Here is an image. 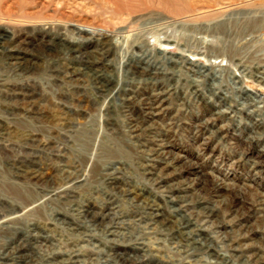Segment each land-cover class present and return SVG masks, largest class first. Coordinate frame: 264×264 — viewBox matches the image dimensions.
<instances>
[{
  "label": "rangeland",
  "instance_id": "rangeland-1",
  "mask_svg": "<svg viewBox=\"0 0 264 264\" xmlns=\"http://www.w3.org/2000/svg\"><path fill=\"white\" fill-rule=\"evenodd\" d=\"M120 1L124 2L0 0V32L6 34L7 47L24 49L20 67L9 65L7 58L0 56V219L9 215L4 205L11 208L13 216L8 228L0 225V264H5V246L15 244L20 234L30 228L48 234L44 249L55 247L51 242L60 249H69L74 244L88 257L83 258L82 264H108L100 258L102 251L91 249L92 243L98 242L96 239L77 235L85 228L78 223L74 210L85 205L104 208L106 199L113 195L104 184L108 165L105 161L112 156L123 166L118 181L122 180L123 187L134 186L137 169L132 163L138 162L137 153L123 135L125 119L119 116L120 110L113 115L120 131L110 129L105 122L112 116V110L97 89L91 72L85 70L77 77L67 74L68 66L82 64L73 58L75 53L90 57L93 64V51L100 57L102 46L112 37V29L121 24L129 27L132 34L127 40L129 48L140 46L141 52L168 72L157 81L143 78L136 83L139 99L151 97L157 87L168 89L175 78L181 85L187 80L184 68L177 75L166 69L169 58H190L196 64L208 65L211 71L220 74L216 82L221 93L229 96H234L230 78L236 77L240 67L253 72L264 66V18L260 16L264 15V0L253 4L250 10L241 6L225 9L215 0H177L173 4L170 0H125L137 8L116 10ZM259 12L261 18L257 16ZM78 26L89 28L90 34L78 32ZM102 58L101 67L109 71L108 83L126 85L121 57L111 52ZM241 81L253 85L250 79L244 81L241 77ZM188 101L190 105H182L170 97L164 104L166 110L156 117L163 131L169 129L172 151L186 159L179 178L192 179L189 165H200L209 174L206 179L198 178L195 191L209 196V200L218 204V211L242 214L247 208L241 206L240 199L250 201L264 195V154H257L259 145L257 150L252 148L245 140L246 130L240 135L237 124L228 128L223 140L210 139L209 128L204 131L202 126L208 119L204 104L191 96ZM259 104L264 106V98ZM262 109L257 119L262 122L260 130L264 138ZM99 154H104V158H98ZM241 154L244 159H240ZM252 160L258 163L255 168L251 167ZM18 165L35 167L46 175L29 178L19 172ZM62 165L74 173L85 172L86 180L72 188L71 199L53 200L46 194L62 182ZM218 178L229 183L226 190L214 191ZM215 193L221 196L216 197ZM32 201L38 205L25 210ZM113 204L118 205L123 217L132 219L137 211L121 195L114 198ZM253 215L257 219L251 223L263 230L264 209L253 211ZM61 219L72 221L78 228L67 230ZM134 230L146 240L147 259L159 264H182L185 256L174 249L160 230L144 226ZM260 234L264 237V232ZM244 240V244L252 241ZM103 246L106 248L105 243H100Z\"/></svg>",
  "mask_w": 264,
  "mask_h": 264
},
{
  "label": "bare ground",
  "instance_id": "bare-ground-1",
  "mask_svg": "<svg viewBox=\"0 0 264 264\" xmlns=\"http://www.w3.org/2000/svg\"><path fill=\"white\" fill-rule=\"evenodd\" d=\"M175 1L177 0L169 2L173 4L176 3ZM260 2L263 1L215 0V3L222 8L241 6L244 10H250L253 4ZM135 8H137L136 4L127 3L125 0L116 3V10H134ZM260 16L264 18V15ZM76 28L78 32L90 34L89 28L82 26ZM130 32L129 27L119 25L112 29V37H109L102 46L100 57L97 56L96 51H93L91 56L93 64L90 62V57L75 53L73 58L78 59L82 64L77 67L75 65L67 67V69L70 68L67 74L72 77L85 73V70L91 72L97 89L104 97L106 105L108 104L112 110V116L107 117L105 122L110 129L120 131L119 125L113 118L114 111L120 110L119 116L125 119L123 135L129 144L136 147L138 160L132 163L137 169L135 175L137 181L133 183L135 187L132 185L123 187L122 180L118 181L122 178L118 174L123 169L120 160L112 159V156L105 161L108 165L104 172V184L113 195L106 199L104 208L94 209L87 205L80 209L75 208L74 215L79 220L78 223L85 228L82 234L77 235L96 239L98 242H93L91 249L102 251L103 256L100 258L108 264H159L153 259H147L146 240L136 235L134 230L135 227L141 226L160 230L174 249L176 248L185 256L182 264H264V237L260 234L264 232V226L263 230H260L257 225L251 223V220L257 219L253 211L264 209V195H258L250 201L239 200L241 206L247 208L245 211L247 213H232V210L218 211V204L209 200V196L200 195L195 191V186L199 183L198 178L206 179L209 173L200 165L192 164L189 165L190 170H188L192 179L185 176L180 179L179 175L184 168L182 163L186 159L183 154L172 151L169 129L163 131L164 128L156 120V117L166 110L164 104L169 102L170 97H174L179 104L187 105L191 100L188 101V98L191 96L202 105L204 104L208 119L201 125L204 131L209 128L207 131L210 139L223 140L224 133L229 131L228 128L237 124L236 127L241 132L239 134H244L245 129L247 132L245 140L256 150L259 145L257 154L262 155L264 154V138L260 130L262 122L257 119V116H260L259 113L264 107L259 104L264 98V66H259L253 72L240 67L241 69L235 73L236 77L230 78L234 96H229L221 93L223 91L217 87L218 82H216L220 74L211 71L208 65L196 64L190 58L179 57L176 60L169 58L166 69L177 75L178 71L184 68L188 74L187 80L181 85L178 78H175L170 81L168 89L157 87L158 91L151 97L139 99L137 93L139 86L135 85L136 83H140L143 78L157 81L159 77L168 75V72L141 52L140 46L132 45L129 48L127 40L132 35ZM46 47L52 49L50 45ZM19 49L18 46L7 47L6 34L0 32V56L7 58L9 65L20 67L23 64L24 49ZM133 49L139 50L140 53L132 51ZM73 50L77 52V49ZM111 52L121 57V68L126 79V85L123 87L120 82L108 83L109 71L101 67L102 56ZM241 77H244V81L250 79L253 85L243 84ZM254 84H257L259 88ZM223 121L227 124L219 125ZM103 155L99 154L98 158H104ZM244 157V154L240 155V159ZM257 164L252 160L251 167L255 168ZM62 166V182L46 194V197L53 200L71 199L72 188L86 180L85 172L74 173L65 168L66 165ZM18 170L29 178L38 179L46 175L35 167L18 165ZM228 184L225 179L218 178L215 180L214 191L226 190ZM215 194L216 197L221 196L219 193ZM120 195L137 209L131 216L132 219L123 217L118 205L113 204L114 198ZM36 205L38 203L32 201L25 210L33 209ZM4 210H9V215L0 219V225L2 223L4 228H8L10 218L13 217L12 210L5 205ZM249 210L250 213H248ZM61 221L69 231L78 228L72 221L66 219ZM21 230L19 228V231ZM48 238V234H43L36 228L24 230L14 241L15 244L5 246L4 263L82 264L83 258H88L74 244L69 249H60L57 244L51 242L55 247L50 249L46 246L44 249ZM246 238L252 241L244 244ZM100 243H105L106 248L100 247Z\"/></svg>",
  "mask_w": 264,
  "mask_h": 264
}]
</instances>
